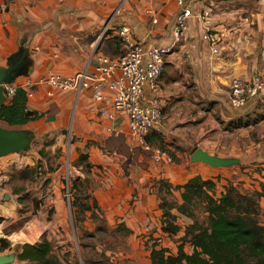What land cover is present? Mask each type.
Masks as SVG:
<instances>
[{"label":"crops","instance_id":"crops-1","mask_svg":"<svg viewBox=\"0 0 264 264\" xmlns=\"http://www.w3.org/2000/svg\"><path fill=\"white\" fill-rule=\"evenodd\" d=\"M202 8L212 10L213 28L221 36L218 56L210 52L209 44L202 39V27L195 18L188 21L174 43L177 0H0V66L7 68L9 62L24 65L26 74L17 75L13 83L32 82L33 97L27 99V108L46 113L19 129L45 134L66 128L74 101L72 129L75 134L85 136L75 142L76 147L86 148L90 141L94 149V142L105 141L112 132L115 136L123 133L130 146L124 116L110 120L100 115L99 104L91 100L89 90L79 96L56 90L49 97L48 86L43 81L49 71L75 73L91 56L104 54L95 48L98 38L93 36L107 23V28L115 33L120 26H127L133 38L146 45L174 44L159 78L162 118L155 129L162 132L165 142L172 138L188 143V137L194 138V134L198 140L207 136L210 129L229 133L235 128L224 129L213 119L212 112L223 122L237 123L236 128L240 130L250 126L253 103L254 106L264 103V96L250 100L244 107H233L228 98L229 84L233 77L251 76L264 63V0H200L193 7L195 12ZM146 96L150 97L148 90ZM199 103L208 106L204 109ZM110 124L123 127L122 132ZM206 124L211 128H204ZM246 134L250 137L245 130L242 135ZM6 158L7 155L0 157V218L4 220L15 215L20 196L11 190L13 181ZM3 222L0 223L2 232ZM29 226L23 222L18 232H24ZM30 233L25 243L36 241ZM0 238V242L6 239L4 235ZM7 248L0 254H9ZM11 253H15L14 260L27 263L17 259L15 250Z\"/></svg>","mask_w":264,"mask_h":264},{"label":"rangeland","instance_id":"rangeland-1","mask_svg":"<svg viewBox=\"0 0 264 264\" xmlns=\"http://www.w3.org/2000/svg\"><path fill=\"white\" fill-rule=\"evenodd\" d=\"M147 13L152 14L148 10ZM94 37L98 38L95 48L105 55L118 56L126 51L117 34L106 25ZM74 104L73 101L66 128L45 134L29 130L30 142L27 147L7 155L8 172L13 181L11 190L20 195L19 205L17 203L14 209L15 215L5 220L0 218V223L4 221L0 235L10 237L11 242L15 243L9 246L3 238L9 246L6 250L10 251L9 254L18 244L19 240L15 237L25 239L37 219L44 224V235L52 240L53 252L63 264H151L150 249L153 246L162 247L168 253L175 254L184 227L192 222L179 215L177 223L181 230L178 234L167 235L161 231L157 195H165V192L158 189L159 179H165L174 186L194 175L212 178L216 182V195L228 183L235 185L240 192L248 193L259 190V184L264 183V103L255 106L253 103L251 124L242 127L244 129L235 127L227 131L229 133H222L210 129L211 126L206 124L204 128L210 129L207 136L196 140L194 134V138L188 137V143L169 138L170 143L166 141L169 144L166 147L168 152L159 151V160L152 157L147 161L140 154L137 159L131 154L124 156L117 151L114 142L107 146L103 140L94 142V149L90 141L86 148L76 147L75 142L82 141L85 136L75 134L74 127L72 129ZM199 105L204 109L208 106L207 103ZM42 114L46 115L44 112ZM215 114L212 112L211 115L217 120ZM0 125L19 129L9 127L2 121ZM109 126L122 132L120 129L123 127ZM245 130L250 137L242 135ZM148 145L157 150L154 144ZM198 148L234 161L229 165L212 166L192 160L191 154ZM78 152L88 153V160L93 165L89 173L82 167L74 166ZM31 168L33 171L27 179H22L16 173L19 170L30 172ZM74 182L81 184L80 189H72ZM75 195L80 198L78 202L90 206V210L80 212L81 216H86L84 221H77L75 211L78 208L72 206ZM166 197L169 202L181 201L179 191L175 189ZM197 214L199 218L202 215L199 211ZM258 221L264 223L263 199L259 202ZM23 222L31 224V229L18 233ZM124 228L131 232L126 233ZM2 244L0 242V246ZM184 249L191 251L188 243L184 244ZM83 258L90 259V263H85ZM9 264L21 263L14 260Z\"/></svg>","mask_w":264,"mask_h":264},{"label":"trees","instance_id":"trees-1","mask_svg":"<svg viewBox=\"0 0 264 264\" xmlns=\"http://www.w3.org/2000/svg\"><path fill=\"white\" fill-rule=\"evenodd\" d=\"M117 37L121 41L118 35ZM215 115L224 129L237 126V123L223 122L219 115ZM42 116V113L27 108L26 92L22 88H18L9 101L0 107V121L9 127L19 128ZM145 140L147 144H154L155 149L160 152H168L166 147L169 144L164 141L160 130L153 128ZM88 159V153L78 152L74 166L82 167L89 173L93 165ZM32 171L33 168L30 172L19 170L16 173L22 179H27ZM158 184V189L165 192V195H157L161 210V231L167 235L178 234L181 230L177 223L179 215L192 222L184 227L175 254L168 253L162 247L153 246L150 249L151 264H264V223L258 221L259 202L264 200V183L259 184V190L251 193L240 192L235 185L228 183L219 195H216V182L200 175H194L174 186L165 179H159ZM80 186L81 184L74 182L72 189H80ZM174 189L179 191V203L169 202L166 197ZM85 197L86 195L83 198ZM79 200L75 195L72 206L78 208L75 211L77 221H84L86 216L81 214L84 210H90V206L85 202H78ZM198 211L202 213L200 218ZM95 216L93 213V217ZM125 232L130 233L131 230L126 228ZM1 242L3 244L0 251L9 247L4 240ZM186 243L190 245V252L184 249ZM14 250L19 261L30 264H63L53 252L52 240L45 235L35 243L17 245ZM83 260L85 263L91 261L87 258Z\"/></svg>","mask_w":264,"mask_h":264},{"label":"built area","instance_id":"built-area-1","mask_svg":"<svg viewBox=\"0 0 264 264\" xmlns=\"http://www.w3.org/2000/svg\"><path fill=\"white\" fill-rule=\"evenodd\" d=\"M199 1L177 0L178 9L173 28L174 43L179 40L188 21L195 18L202 27V39L209 44L210 52L218 56L221 36L213 28L210 8L194 11V5ZM118 10L119 8L115 12ZM148 12L152 13L150 9ZM105 25L107 28L108 23ZM116 34L121 38L126 49L123 54L118 56L96 54L89 58L80 71L71 74L49 71L43 81L48 86L49 97H53L56 90L71 91L75 96L89 90L91 100L99 104L97 111L100 115L110 120L116 119L117 116L126 118L130 146L149 150L152 148L146 143L145 138L162 118V101L158 96L159 78L165 68V58L173 51L174 44L146 45L133 38L130 29L125 25L120 26ZM18 88L25 90L27 99L33 97V83L26 80L22 83L4 85L7 101ZM147 90L150 92V97L146 96ZM262 95H264V63L247 78L231 79L229 102L233 107H242ZM152 150L154 151L152 157L159 160V150ZM34 222L30 234L38 241L44 235L45 226L37 219ZM5 237L10 246L15 244L11 242L10 237ZM15 238L19 240L18 244L27 241L26 236L25 239Z\"/></svg>","mask_w":264,"mask_h":264},{"label":"water","instance_id":"water-1","mask_svg":"<svg viewBox=\"0 0 264 264\" xmlns=\"http://www.w3.org/2000/svg\"><path fill=\"white\" fill-rule=\"evenodd\" d=\"M21 73H25L24 65L9 62V66L7 68L0 66V107L5 105V102H7V98L4 94V85L13 83L17 75ZM29 136L30 134L27 130L6 128L0 125V157L8 155L12 152L18 153L26 148L30 142ZM110 142L116 143V147H118L117 151L122 153L124 156H128L132 153V157L137 159L138 155L141 154L143 156V160L146 161L154 154L152 149L144 150L140 147L130 148V146L125 142L123 133H117L115 136V132H112V134L105 140V145L107 146ZM191 159L200 160L212 166L229 165L234 161L218 157L217 155H211L201 148L193 151ZM14 258L15 253L0 254V264L12 263Z\"/></svg>","mask_w":264,"mask_h":264}]
</instances>
